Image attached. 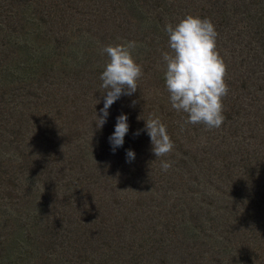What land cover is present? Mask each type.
<instances>
[{"label": "trees", "instance_id": "obj_1", "mask_svg": "<svg viewBox=\"0 0 264 264\" xmlns=\"http://www.w3.org/2000/svg\"><path fill=\"white\" fill-rule=\"evenodd\" d=\"M189 14L228 66L220 128L169 100L165 28ZM131 41L138 89L96 129L103 49ZM0 264H264V0H0Z\"/></svg>", "mask_w": 264, "mask_h": 264}, {"label": "clouds", "instance_id": "obj_2", "mask_svg": "<svg viewBox=\"0 0 264 264\" xmlns=\"http://www.w3.org/2000/svg\"><path fill=\"white\" fill-rule=\"evenodd\" d=\"M169 51L163 53L166 63L165 81L171 106L178 113L187 115L185 124H202L207 129L220 128L224 116V98L229 94L226 82L227 64L218 50V32L208 18L187 15L178 24H167ZM135 41L109 45L103 52L109 61L100 79L104 94V107L96 113V129H101L109 117V109L122 96H131L138 89L143 67L137 63L133 50ZM100 102V101H99ZM129 118L117 117V123L109 142L115 151L125 143L129 133ZM151 139L153 154L164 157L174 149V142L161 119L152 114L145 123ZM140 131L135 133L139 135ZM128 162L135 159V152L127 150ZM173 161H161V169L167 172Z\"/></svg>", "mask_w": 264, "mask_h": 264}]
</instances>
